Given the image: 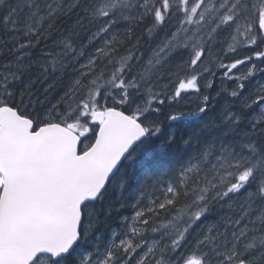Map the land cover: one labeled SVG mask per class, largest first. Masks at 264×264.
<instances>
[{
    "label": "snow or ice",
    "instance_id": "snow-or-ice-1",
    "mask_svg": "<svg viewBox=\"0 0 264 264\" xmlns=\"http://www.w3.org/2000/svg\"><path fill=\"white\" fill-rule=\"evenodd\" d=\"M0 264H264V0H0Z\"/></svg>",
    "mask_w": 264,
    "mask_h": 264
},
{
    "label": "trees",
    "instance_id": "trees-1",
    "mask_svg": "<svg viewBox=\"0 0 264 264\" xmlns=\"http://www.w3.org/2000/svg\"><path fill=\"white\" fill-rule=\"evenodd\" d=\"M191 100H192V102H194L196 104V101H195L194 98H192ZM195 104L193 106H190V107L194 109L195 108ZM156 147L158 148V145ZM126 211H130V210H126ZM112 227H119V222L118 221H113Z\"/></svg>",
    "mask_w": 264,
    "mask_h": 264
},
{
    "label": "rangeland",
    "instance_id": "rangeland-1",
    "mask_svg": "<svg viewBox=\"0 0 264 264\" xmlns=\"http://www.w3.org/2000/svg\"><path fill=\"white\" fill-rule=\"evenodd\" d=\"M194 104H195V103L192 102V100L190 99V100H188V101L186 102L185 107L188 108V107H190V106H193Z\"/></svg>",
    "mask_w": 264,
    "mask_h": 264
}]
</instances>
